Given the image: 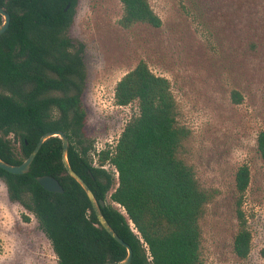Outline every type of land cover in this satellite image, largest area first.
<instances>
[{"label": "trees", "instance_id": "16d2710c", "mask_svg": "<svg viewBox=\"0 0 264 264\" xmlns=\"http://www.w3.org/2000/svg\"><path fill=\"white\" fill-rule=\"evenodd\" d=\"M121 2L124 27L162 25L149 0ZM77 3L0 0L11 15L8 29L0 34V157L21 164L46 132H65L72 168L97 199L105 201L101 209L106 219L133 249L129 264H204L201 222L219 189L202 185L186 158L190 130L179 122L171 81L156 74L145 60L115 87L116 103L136 102L138 115L127 122L115 146L99 151L98 165L93 161L94 142L85 131L82 100L85 44L68 34ZM3 21L0 14V25ZM257 143L264 159V130ZM106 163L118 171V180L114 171L104 167ZM44 174L56 177L64 192L46 190L37 180ZM0 179L6 182L10 198L38 218L52 242L57 264L126 258L127 247L102 226L86 191L66 169L59 136L44 141L29 172L16 174L0 167ZM250 181V167L244 164L236 172L240 228L233 245L241 258L252 248V232L242 207Z\"/></svg>", "mask_w": 264, "mask_h": 264}, {"label": "rangeland", "instance_id": "374dc122", "mask_svg": "<svg viewBox=\"0 0 264 264\" xmlns=\"http://www.w3.org/2000/svg\"><path fill=\"white\" fill-rule=\"evenodd\" d=\"M149 1L160 27L121 25V0H78L75 7L68 34L85 44L82 100L93 161L98 165L99 151L115 146L138 115L136 102L116 103L115 87L145 60L171 81L179 122L190 130L186 158L202 185L219 189L201 222L204 264H264V159L257 143L264 130V0ZM244 164L251 170L242 207L252 248L241 258L233 245L240 228L236 172ZM57 262L38 218L10 198L0 179V264Z\"/></svg>", "mask_w": 264, "mask_h": 264}, {"label": "water", "instance_id": "95a60500", "mask_svg": "<svg viewBox=\"0 0 264 264\" xmlns=\"http://www.w3.org/2000/svg\"><path fill=\"white\" fill-rule=\"evenodd\" d=\"M69 5L67 6V8ZM66 8V10H67ZM0 14L3 16L4 21L0 25V34L4 33L11 22V15L8 11H6L2 6H0ZM52 136H59L62 141H63V162L65 164L66 169L68 170L69 174L74 177L84 188L86 191L93 208L97 214V217L102 224V226L117 240L119 241L122 245L127 247L128 254L126 258H124L121 261L118 262H112V261H107L103 263H98V264H129L132 260L133 257V249L130 244H128L123 238H121L118 233L114 230V228L110 225L108 220L106 219L103 211H102V206L105 204V201L103 199L98 200L97 197L95 196L93 190L91 187L88 185V183L72 168L69 157H68V149L70 145V140L69 137L66 135L65 132L61 130H55V131H50L46 132L44 135L41 136L40 140L38 141L36 147L32 151V153L29 155V157L22 162L21 164H12L0 157V167L16 174H23L26 172L30 171L31 164L36 157L37 153L39 152L42 144L44 143L45 140ZM38 182L48 191L52 192H64V188L60 181L54 177L53 175L50 174H44L40 175L37 177Z\"/></svg>", "mask_w": 264, "mask_h": 264}, {"label": "built area", "instance_id": "2783aa9c", "mask_svg": "<svg viewBox=\"0 0 264 264\" xmlns=\"http://www.w3.org/2000/svg\"><path fill=\"white\" fill-rule=\"evenodd\" d=\"M115 171H116V174H117V176H118V171L115 169Z\"/></svg>", "mask_w": 264, "mask_h": 264}]
</instances>
